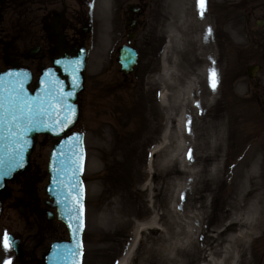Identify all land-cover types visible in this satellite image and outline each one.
<instances>
[{"label": "rangeland", "instance_id": "1", "mask_svg": "<svg viewBox=\"0 0 264 264\" xmlns=\"http://www.w3.org/2000/svg\"><path fill=\"white\" fill-rule=\"evenodd\" d=\"M91 2L94 18L91 16L89 28L97 34L77 44L88 50V56L74 128L83 134L85 148L82 264H117L128 252L127 264H174L176 252L167 247H173L176 234L187 229L189 217L178 219L175 214L185 216L183 207L187 213V203L194 196L195 212L202 208L206 217L199 234L200 250L216 252L223 240L220 233L238 212L239 198L245 195L251 203L264 189V163L261 168L257 163L264 159V106L260 99L253 100L259 98L255 86L264 84V47L261 52L258 47L264 38V0H206L203 8L198 0ZM130 5L141 7L136 17L140 24L131 31L135 37L130 42L138 52V64L124 76L117 56L119 48L129 42L125 8ZM206 8L211 19L210 40L221 65L216 103L206 107L210 122L204 111L189 116L186 101L177 99L182 95L183 76L186 82L187 71L195 75L199 61V18L191 17V12L202 9L205 13ZM10 20L22 23L21 28L27 24L26 15ZM258 21L263 24L258 26ZM22 31L31 34L28 25ZM14 34L10 32V36ZM2 62L0 57V69L5 68ZM20 62L32 71L34 87L41 67L50 65L47 58ZM257 66L250 78L249 69ZM180 118L192 123L184 132L197 145L196 150L183 146ZM54 143L50 137L37 136L29 161L31 189L42 207L49 200L44 189ZM211 149L213 157L204 169L197 170L195 158ZM188 161L191 168H183ZM215 164L217 182L208 196L205 176ZM186 170L200 175L201 186L194 180L188 189L182 187ZM21 182L20 178L8 184L1 196L0 237L6 230L26 244L39 243L37 252L52 241L68 240L58 221L52 222L54 233L43 235L28 210L26 215L19 212L25 208ZM234 230L229 227L225 234ZM257 237L249 243L239 242L244 258L238 264H264V252L257 253L264 243V229ZM179 249L185 248L175 250ZM3 254L9 256L0 247V259Z\"/></svg>", "mask_w": 264, "mask_h": 264}, {"label": "water", "instance_id": "2", "mask_svg": "<svg viewBox=\"0 0 264 264\" xmlns=\"http://www.w3.org/2000/svg\"><path fill=\"white\" fill-rule=\"evenodd\" d=\"M83 57L60 59L54 62L60 68L43 72L35 95H30L25 86L29 82L27 73L21 82L14 73H6L0 78V192L5 183L27 170L28 158L36 134L59 137L50 153L49 185L46 193L53 200L57 217L65 223L69 231V243L51 246L44 257V264H80L81 234L83 229V185L81 180L84 149L82 135L69 133L77 120L76 95L82 90L81 72L84 69ZM136 52L128 47L120 51L121 69L130 72L136 64ZM67 78V82L64 80ZM71 93L70 96H67ZM67 96V99L64 97ZM29 121L33 123L30 124ZM68 127L61 131L64 123ZM31 128L24 134L25 129ZM54 129V131L52 130ZM59 133V134H57ZM27 140V145L24 141ZM23 148L24 166L8 171L11 158Z\"/></svg>", "mask_w": 264, "mask_h": 264}, {"label": "bare ground", "instance_id": "3", "mask_svg": "<svg viewBox=\"0 0 264 264\" xmlns=\"http://www.w3.org/2000/svg\"><path fill=\"white\" fill-rule=\"evenodd\" d=\"M201 12H203V15H201ZM207 14L204 13L202 9H194L191 12V17H198L199 18V37H198V48H197V56L199 57V61L195 63V66L197 65V68L194 70L196 71L195 75H192L189 70L185 73V76L187 78V81L184 82V76L181 88V97L177 99L185 100L186 103L184 106L187 107V113H189V116L196 117L197 115H200L201 112L204 111L205 116H207V121L210 122L212 117L209 114V112L206 111V107L210 104H213L216 102V90H213L212 87H210L209 83V73L210 71L214 70L216 73V79L218 82V77L221 72V65L220 60L218 59L215 49V47L212 45V42L210 40V27H211V19ZM179 67V66H177ZM166 68L164 67V71ZM165 74V73H164ZM190 76V78H188ZM195 84L198 85L197 88H194ZM216 89V88H215ZM178 90V88H177ZM174 99V98H173ZM164 101H166V98L164 97ZM181 118H184L183 115H181ZM179 120V126L182 132V144L185 146V148H193L196 150V146L192 145L189 138L185 136L184 130H186L188 127L192 126V123L190 122L187 124L185 123L184 119ZM194 121V119H193ZM210 124V123H209ZM209 124H207L209 126ZM190 137V136H189ZM212 145L210 144V147ZM213 149H211L210 152H208L204 157H196L195 158V165L194 167H197L198 169H204V164H207L211 158L213 157ZM186 161V160H185ZM190 165H189V164ZM257 163H260V168L262 167L263 161L260 159ZM185 164V163H184ZM191 168V163L188 161L183 168ZM259 168V169H260ZM185 173L187 174L185 176V179L182 182V187L186 190L190 186H192L193 181L195 180V184L201 186L202 179L200 180V175L198 173L191 174L192 172L186 170ZM217 176H218V164H215L214 167L209 171L207 176H205V188L208 192V196L213 192L214 186L217 182ZM204 180V179H203ZM209 182H212L210 184ZM214 183V184H213ZM197 189V188H196ZM195 189V190H196ZM199 190H196L198 192ZM189 192V191H188ZM246 196L242 195L239 198L240 205L237 213H234L233 217H231L229 223L226 225L225 230H223L220 235L223 238L221 241L219 248H217L216 252H206L203 253L200 250V230L202 224L205 223L206 217H205V210L199 209L197 212H195L192 201H196V197L194 196L189 203H187L186 211L185 212V206L183 207V213L186 214L185 216H180L179 214H175V217L180 219L181 217H187L188 219V225L187 229L185 231L179 232V234H176L173 242V247H167L168 249H172L173 252L175 251L176 257L178 260L173 259L174 264H238L241 263V260L244 258L242 249L240 246L241 241L249 242L257 239V235L262 232L264 229V189L260 192V194L257 196V198L252 201L251 203H248L246 200ZM241 210V211H239ZM229 227H234L235 230L230 234H225L226 229ZM241 235H245V238H241ZM163 241V240H162ZM161 241V242H162ZM168 241V240H167ZM135 244V241L133 242ZM176 248H185V249H179L175 250ZM242 256V257H241ZM130 257V252L126 255V257L121 261L119 264H127L128 259ZM247 262V260H246ZM248 263V262H247Z\"/></svg>", "mask_w": 264, "mask_h": 264}, {"label": "flooded vegetation", "instance_id": "4", "mask_svg": "<svg viewBox=\"0 0 264 264\" xmlns=\"http://www.w3.org/2000/svg\"><path fill=\"white\" fill-rule=\"evenodd\" d=\"M88 2L89 0H0V52L7 54V57L16 58L26 55L30 48L35 47L42 52V58L49 59L61 54L73 55L74 51L80 48L78 42L88 41L97 34L96 29L89 28L92 24L84 26L90 22ZM25 15L27 24L35 28L33 39H28L27 43L33 45L27 50V44L20 38H10V32L15 33L10 24V17L20 18ZM19 34L17 31V35ZM46 35L51 37V43L43 48L39 42L43 41ZM8 43L10 47L13 43L18 44V51L15 46L10 50L15 54L9 55L10 47L3 49L2 45L8 46ZM259 87L258 100L264 105V88L261 85ZM25 254L23 258L28 255ZM23 258L19 261L20 264H32L29 258Z\"/></svg>", "mask_w": 264, "mask_h": 264}, {"label": "snow or ice", "instance_id": "5", "mask_svg": "<svg viewBox=\"0 0 264 264\" xmlns=\"http://www.w3.org/2000/svg\"><path fill=\"white\" fill-rule=\"evenodd\" d=\"M198 3L200 5L201 8H203V6L206 3V0H198ZM201 15H203V12H201ZM209 83H210V87L213 88V90H215L216 85H217V79H216V73L214 70L210 71L209 73ZM71 93H68L67 96H70ZM67 96L64 97V99H67ZM30 124H32V121H29ZM68 127V123L65 122L63 127L61 128V131H64L66 128ZM32 130L31 128L29 129H25L24 130V134H27V131ZM54 131V129H52ZM59 134V133H57ZM28 141L25 140L24 144L27 145ZM189 159H192L191 154H189ZM24 166V156H23V148L19 149L16 154H15V158H11V162L9 164V168L7 172H4L3 175H8L9 172H11L12 170L16 169V168H22ZM183 199V197H182ZM13 246H14V240L13 238L10 236V234L5 230V233L2 237H0V247H3L5 253H9L13 250ZM4 264H11L10 259H6L4 261Z\"/></svg>", "mask_w": 264, "mask_h": 264}]
</instances>
